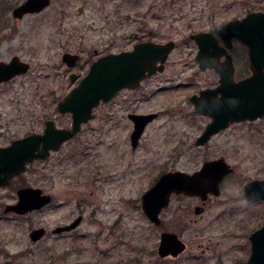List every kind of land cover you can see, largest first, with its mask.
I'll return each mask as SVG.
<instances>
[{"label":"rangeland","instance_id":"374dc122","mask_svg":"<svg viewBox=\"0 0 264 264\" xmlns=\"http://www.w3.org/2000/svg\"><path fill=\"white\" fill-rule=\"evenodd\" d=\"M24 1L4 0L0 9V62L17 55L32 67L0 85V134L11 139L39 132L47 119L69 125L56 108L86 75L91 56L131 48L137 39L174 41L178 47L164 73L94 110L96 118L80 137L84 145L67 146L0 189V264H246L249 236L264 224V202L243 197L247 182L264 179V117L197 146L208 119L194 113L190 96L210 79L198 72L194 45L185 40L210 28L212 15L223 24L264 1L51 0L43 11L15 18L13 9ZM66 52L81 55L75 69L62 61ZM72 72L78 74L74 81ZM159 110L162 115L146 127L134 150L128 114ZM219 158L234 171L221 182L218 196L203 201L173 194L162 223L148 221L142 195L162 173L192 174ZM27 184L52 194V205L6 214L5 206L16 203V191ZM196 207L203 209L196 213ZM79 215L83 221L71 235L53 236L55 227ZM40 226L48 234L34 242L30 232ZM167 230L186 244L177 257L158 252L160 234Z\"/></svg>","mask_w":264,"mask_h":264},{"label":"water","instance_id":"95a60500","mask_svg":"<svg viewBox=\"0 0 264 264\" xmlns=\"http://www.w3.org/2000/svg\"><path fill=\"white\" fill-rule=\"evenodd\" d=\"M51 0H25L13 9L15 18H23L27 14H36L50 5ZM236 29V35L242 44L249 47L250 67L253 75L237 84L230 85L228 77L232 74L233 64L227 55L224 62L220 61L223 53L215 43L201 39L202 34L193 38L199 45L196 61L201 69L214 68L222 76V84L215 89H206L200 96L191 97L196 112L212 118L196 145L203 146L211 138L227 128L231 123L253 121L264 116V12H253L245 17L240 24L230 22L222 32ZM243 38V39H242ZM224 44L232 48L231 39H223ZM175 49V42L157 43L145 41L136 44L131 51L109 53L96 59L76 87H73L61 99L57 111L65 115L71 113L72 125L69 128L57 127L53 119L45 121L43 132H34L15 139L9 145L0 147V188L10 185L16 175L27 172L28 164L38 159H46L51 152L57 151L68 139L73 138L93 117L94 108L102 102H111L125 88L138 89L142 82L163 71L165 62ZM79 55L66 52L62 61L69 68L75 66ZM31 64L19 56L11 57L8 62H0V85L13 78L27 74ZM70 80H76V73L70 74ZM222 93L221 97L218 94ZM157 114H130L134 123L131 135L132 146L136 147L146 126L156 118ZM234 169L224 158L205 161L194 173L170 171L162 173L155 183L142 195V208L146 217L155 225L161 224L160 214L171 202L173 194L197 196L203 201L208 196H218L220 184ZM17 202L7 204L4 212L17 215L29 214L41 210L52 202L50 194L43 193L39 187L27 186L17 191ZM243 197L252 202H264V179H253L244 185ZM196 213L202 208L196 207ZM81 221L77 218L70 225L54 229V232L75 229ZM46 234L44 227L30 232L32 241L37 242ZM251 253L247 264H264V224L249 237ZM186 249V244L174 232H163L160 236L158 252L160 256L177 257Z\"/></svg>","mask_w":264,"mask_h":264},{"label":"flooded vegetation","instance_id":"af4514ba","mask_svg":"<svg viewBox=\"0 0 264 264\" xmlns=\"http://www.w3.org/2000/svg\"><path fill=\"white\" fill-rule=\"evenodd\" d=\"M264 1V0H263ZM253 12H264V6L262 5V7H254V8H250L249 10H247L246 11V13L244 14V15H239V16H237V15H235V17H233L232 19H229V20H227V21H225L223 24H219V25H217V23H215V21L213 20L214 19V16L215 15H212V16H210V18H208L207 20H210L211 21V25H209L210 26V28H208V29H203V30H200V31H196L195 33H192V34H190V39H186L185 41H187V42H192L193 43V45H194V50H195V52H194V54H195V56H194V59L193 60H195V62L197 63V66H198V72H200V75H203V74H207L208 76H209V81L208 82H206V84L204 85V86H202L201 88H199L195 93H192V95L193 96H195V95H197V96H200V94H201V92L202 91H204V90H206V89H215V88H217V87H219L221 84H222V76H221V74L220 73H218L214 68H206V69H201V67H200V65H199V63L196 61L197 59H196V55H197V53L199 52V45H198V43H197V41L193 38V35H195V34H202L201 35V39H207L206 40V42L208 43V42H212V43H215V44H217L218 45V48H219V50L220 51H222L221 53H223L222 55H221V59H220V61L221 62H224L225 61V59L227 58V55H229L230 57H231V61H232V64H233V68L234 69H232V74H231V76H229L228 77V83L230 84V85H234V84H237L238 82H240V81H242V80H245V79H247V78H250L252 75H253V71H252V67H250V56H249V47L247 46V45H245V44H242L238 39H241L240 37H238L237 35H236V32H237V30L236 29H233V30H229V31H225V32H222V30L228 25V23H230V22H237L238 24H240V22H242V20L245 18V17H247L250 13H253ZM223 39H231V42H232V48H229L228 46H226L225 44H224V41H223ZM243 39V38H242ZM145 41H153V42H157V43H167L168 41H166V42H159V40L158 41H155V40H153V39H137V41L136 42H134L133 44H132V47L131 48H126V49H121V50H117V51H114V50H112V49H110V50H108V51H106V53L104 52V53H102V54H99V55H95V57L93 58V56H91L90 58H88L87 60H86V62H85V65H86V68H88V70H89V68H90V66H91V64L97 59V58H99V57H101V56H103V55H106V54H109V53H120V52H124V51H131V50H133V48H134V46L136 45V44H138V43H140V42H145ZM177 47H178V44L175 42V49H177ZM174 49V50H175ZM173 50V51H174ZM173 51L170 53V55L168 56V59H167V61L165 62V68H164V70L163 71H160V72H157L156 74H153L152 76H150V77H148V78H146L143 82H142V84H141V86H140V88H138V89H128V88H125V89H123L122 91H120V93L118 94V95H120L122 92H135V91H138V90H140L141 89V87L144 85V83L147 81V80H149V79H152V78H154V77H156V76H158L159 74H162V73H164L165 71H166V69H167V66H168V61H169V59H170V57H171V54L173 53ZM73 53V52H72ZM94 53H98V51L95 49L94 50ZM74 54H76V55H79V53H74ZM80 63H81V55H79V60H78V62H77V64L75 65V66H73V67H71V68H69V69H75L76 67H78L79 65H80ZM88 70H86V72H88ZM72 73H76V72H72ZM85 73V72H84ZM78 74L76 73V76H77ZM84 75V74H83ZM81 79V77H79L78 78V80H76L77 82H76V84L79 82V80ZM197 82V81H196ZM75 84V85H76ZM192 95L190 96V102L192 103V106H193V108H194V113H196L198 116H200V117H205V118H207L208 119V122H207V125L211 122V120H212V118L211 117H209V116H207V115H202V114H199L198 112H196V110H195V107H194V105H193V102L191 101V97H192ZM222 96V93H219L218 94V97H221ZM118 97V96H117ZM114 101V99L111 101V102H113ZM111 102H109V103H101V104H110ZM100 104V105H101ZM99 105V106H100ZM97 108V107H96ZM95 108V109H96ZM94 109V110H95ZM94 110H93V117L87 122V123H84V124H82V126H81V130L73 137V138H71V139H68L67 141H65L62 145H61V148L59 149V150H57V151H53V152H51V155L48 157V158H46V159H38L37 161L35 160V161H33V162H31L30 164H28V168H27V170L31 167V166H33V165H35V164H39V163H44V162H46L47 160H49L50 158H51V156L53 155V154H58V153H60L61 152V150H64L67 146H73V145H84V143H83V139L81 138L80 139V137H82L83 135H84V128L85 127H87V126H89L90 124H91V122L96 118L95 116H94ZM157 114V116H156V118L153 120V121H151L149 124H151L152 122H154L156 119H158L161 115H162V110H159L158 112H144V113H130V114ZM130 114H128V117L126 118V119H128V121L132 124L131 125V127H130V139H131V135H132V133H133V131H134V123H133V121L130 119ZM65 115H67L68 117H69V119H70V123H69V125L68 126H58V127H60V128H69V127H71V125H72V120H73V116H72V114L71 113H67V114H65ZM261 119V118H260ZM258 120V119H257ZM257 120H255V121H257ZM251 123V122H254V121H243V122H235V123H231L227 128H225L224 130H226V129H228V128H230V127H232V126H234V125H236V124H241V123ZM57 124V123H56ZM148 124V125H149ZM147 125V126H148ZM206 125V126H207ZM146 126V127H147ZM44 128H45V124H44ZM44 128L42 129V130H40L39 132H43V130H44ZM206 128V127H205ZM146 129V128H145ZM224 130H221V131H224ZM204 131V130H203ZM220 131V132H221ZM203 133V132H202ZM217 134H218V132H217ZM26 135H28V134H26ZM26 135H24V136H26ZM23 137V136H22ZM0 138H3V139H5V140H0V147H4V146H7V145H9L10 144V142H12V140H15V139H17V138H21V137H17V138H14V139H11L8 135H3L2 136V134H0ZM198 139V138H197ZM197 139H196V141H197ZM141 140V139H140ZM140 140H139V143H140ZM139 143H138V145H139ZM131 144H132V142H131ZM138 145L136 146V147H133L132 146V148L135 150V149H137V147H138ZM198 146V145H197ZM72 153H74L73 151H72ZM71 153V154H72ZM22 174H24V173H22ZM22 174H20V175H16V177H14L13 179H12V181H11V184L9 185V186H7V187H5V188H2V189H7V188H9V187H11L12 186V184H13V182L16 180V179H18ZM28 185V184H27ZM27 185L26 186H23V187H27ZM28 186H30V185H28ZM20 188H22V187H20ZM1 189V188H0ZM19 189V188H18ZM18 191V190H17ZM17 191H16V195H17ZM43 193H46V194H48V192H45V191H43ZM181 195H183V194H181ZM51 196H52V194H51ZM194 197H196L197 198V196H194ZM18 199V197H16V200ZM54 202V198H53V196H52V202H51V204H49V205H52V203ZM49 205H47V206H45L44 208H42L41 210H44V209H46V208H48L49 207ZM203 209V208H202ZM40 210V211H41ZM79 217H81V221H80V224L75 228V229H73V230H65V231H61V232H57V233H55L54 232V229H53V231H52V233H53V236H56V237H65V236H68V235H71L72 234V232L74 231V230H76L80 225H81V223H82V221H83V216L82 215H79L77 218H79ZM76 218V219H77ZM75 219V220H76ZM75 220H73V221H75ZM73 221H70V222H66V223H64V224H61V226H67V225H70ZM161 223H162V221H161ZM155 225V224H154ZM60 225H58L57 227H55V229L56 228H58V227H61ZM41 227V226H40ZM46 229V228H45ZM168 231V230H167ZM167 231H163V232H167ZM163 232H161V233H163ZM168 232H170V231H168ZM48 234V230L46 229V234L45 235H47ZM250 237V236H249ZM250 240V239H249ZM251 244V243H250ZM250 247H251V245H250ZM246 264H247V260H246Z\"/></svg>","mask_w":264,"mask_h":264},{"label":"trees","instance_id":"16d2710c","mask_svg":"<svg viewBox=\"0 0 264 264\" xmlns=\"http://www.w3.org/2000/svg\"><path fill=\"white\" fill-rule=\"evenodd\" d=\"M2 1H3V3H2ZM2 1L0 0V9L4 7V6L2 7V4H5V3H4V0H2ZM5 1H6V0H5Z\"/></svg>","mask_w":264,"mask_h":264}]
</instances>
